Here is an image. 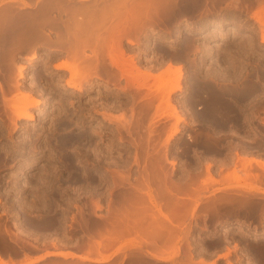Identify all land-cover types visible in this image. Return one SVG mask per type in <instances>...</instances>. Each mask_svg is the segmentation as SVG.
<instances>
[{
  "label": "rangeland",
  "instance_id": "rangeland-1",
  "mask_svg": "<svg viewBox=\"0 0 264 264\" xmlns=\"http://www.w3.org/2000/svg\"><path fill=\"white\" fill-rule=\"evenodd\" d=\"M24 1L37 9L48 0H6L1 8L15 4L24 12L29 8L23 7ZM181 4L184 10H175ZM259 7V0H176L150 22L162 23L170 33L169 39H156L152 33L147 51L143 50L145 40L132 47L124 40L128 58L133 56L142 69L153 74L160 73L170 62L186 66L181 88L171 95V102L183 114L178 123L166 102L154 96L155 76L148 79L150 91L130 85L126 77L118 80L114 72L119 70L115 67L109 70L102 66L100 77L84 81L81 88L69 87L70 72L58 67L69 59L66 51H50V43L37 41H25L19 49H12L3 39L0 83H4L7 95H1L0 90V230L4 231L0 241L6 249L12 248L6 250L0 245V255L10 260L7 264L22 255H36L31 258L34 260L44 255L32 264H173L178 259L184 264L190 243L193 246L189 251L196 264L201 260L205 264H252L247 254L256 264H264V170L256 161H251L252 165L247 162L245 168L241 164L247 157L264 161V26L254 17ZM217 21L236 24L238 30H227L219 38V28H183L182 37L175 36L176 23L184 26ZM186 38L192 40L188 49L192 53L181 55ZM203 40L206 50L195 51L196 44ZM87 53L91 51L87 49ZM20 65L25 67L24 77L19 75ZM199 71L201 75L219 76L216 83L222 88L250 91L236 103L241 109L237 121L218 114L217 120L226 124L214 126L202 118L209 95L203 92L201 98L192 100L190 81ZM23 90L37 102L29 103L26 109V104H15V108L6 105L10 97L15 103L14 97ZM233 97L228 100L233 102ZM159 103L163 104L157 109ZM23 109L32 117H19ZM176 126L178 130L174 131ZM156 159L167 173V185L200 190L198 206L187 216L185 227L175 232L179 236L174 244L177 250L153 251V257L145 253L150 247L145 242V246L138 243L141 239L134 233L126 232L111 243L100 234L113 215L110 211L124 212L130 201L148 206L146 222L152 220V211L162 217L154 202L159 208L160 203L176 195L158 180L151 182L150 189L144 184L145 166ZM235 169L241 176L246 175V170L258 174V179L250 176V180H231L228 176ZM186 229L189 233L184 238L189 240L182 239ZM90 240L104 243L89 247ZM12 251L19 253L8 256L7 252ZM54 251L73 252L88 259L48 253ZM183 251L188 253L184 255Z\"/></svg>",
  "mask_w": 264,
  "mask_h": 264
},
{
  "label": "bare ground",
  "instance_id": "bare-ground-1",
  "mask_svg": "<svg viewBox=\"0 0 264 264\" xmlns=\"http://www.w3.org/2000/svg\"><path fill=\"white\" fill-rule=\"evenodd\" d=\"M175 1L176 0H163V1L162 0L161 1L146 0V1H142V2H137L135 0H116L115 3L110 8L100 10L99 18L97 19L96 10L89 11L87 9H80V8H74V7H67V8L64 7L63 8V6H61V4H62L61 0H48L44 4H42L39 11L33 17H30L29 21L31 23H16V21L22 19V17L20 19L16 18L12 11H5L0 16V26H1V28L3 27V29H2L3 34L2 35H3L4 42H6V44L10 45L12 49L14 47H16V48L18 47V49H19L20 47H22V45L24 44L25 41H28V42L35 41L34 43H36V41H37V43H40V42L41 43L42 42L50 43L49 44L50 46L48 45L50 47L49 48L50 51H56L58 48L66 51L67 52L66 54H68L67 58H69V59L68 60L64 59L65 61L63 63H61L60 65H58V67H62V68L66 69L67 71L70 72L71 78L67 81L68 82L67 85L69 87L81 88L82 87L81 84L84 81L92 82L93 77H95V76L100 77L101 74L99 73V71H100L102 66L106 67L109 70H111L113 67H115L117 70H119V72H114V76L118 80H120L123 77L125 79V77H126L125 80L130 85L132 84V85H137L139 87H142V86L147 87L149 90L152 89V88H150L152 86H150L148 79L151 78L152 76L153 77L155 76V78L157 79V85L155 84L157 92H154V94H155L154 96L156 99L159 98L161 101H164V103L166 102V108L171 110L170 115L175 116L177 123H178V122L183 120V114H182V112L180 114L179 112L181 110L178 111L179 109L176 108L177 106H175L173 104V102H171V100L173 99V98H171V95L176 89L181 88L180 79L182 77V74L184 73V72H182L183 67H184V66H182L183 63L181 62L182 65L177 64V63H176L177 65H174V62L172 61L173 64L171 62L168 63L167 68L161 70L160 73L153 74L150 72V70L149 71L145 70L146 68L144 69V67L142 69L139 66V64L136 63L135 58H133V56L132 57L130 56L131 58H128L127 52H126V47L124 46V40H126L127 43H130L131 47L134 44H137L138 42H140V41L142 42L145 40L143 50L147 51L149 48L148 42H150V39L153 36L152 33L156 35V36H154V37H156V39L161 38L162 41H164V40L166 41V39H169L170 33L165 31V28H162V26H161L162 23H150V22H152L153 20H156L155 18L158 17V13H161L160 12L161 7H166L170 2L174 3ZM259 3H260V7L255 12L254 17L257 19V21H259V23H261L264 26V0H259ZM30 5H31V3H29V2H26V1L23 2V7H29ZM55 8L59 9L61 13L65 12V14L68 15V20L64 21L62 23L58 22V21H54L51 18L50 13ZM108 20H113L112 21L113 23H107ZM47 21H53V23H46ZM98 21L100 23H95ZM164 24H169V23H164ZM235 25L221 23L220 21H217L215 23H202L200 25H196L194 23H184V26H182V23H176L177 28H176L175 36L177 38H181L183 35L182 34L183 28H185L189 31H191V30H193V31L202 30L203 31L205 29L206 30L209 29L211 31V30L219 28L221 31V35L219 36V38H222L225 31H227V30H238V26H235ZM262 37L264 39V32L262 33ZM191 41L192 40L190 38L185 39L184 45L181 48V51L179 52V54L187 55V54L192 53V52L188 51V49L191 47V43H190ZM139 44H141V43H139ZM35 46H33L34 49H35ZM87 49H89L91 51V53H87ZM35 50H37V49H35ZM35 50L33 52V57L35 56V53H36ZM197 50L198 51L199 50H201V51L206 50V42L204 40L201 42H198L196 44L195 51H197ZM103 56L108 58V61L106 60L105 57H104L105 58L104 59ZM117 73H118V75H117ZM19 75H20V77L25 76V67L23 65L19 66ZM208 75H206V74L201 75L200 71H199L198 75H196V76L194 75L195 77L192 76V78L190 77L191 78L190 81H192V88H193L192 100L196 99V97H198V96L201 98V96H202L201 94L203 92H205V93H207V95H209V96L205 95L209 99L207 98L208 99L207 100V110L205 111L204 114H202L203 115L202 118L214 126L216 124L222 125L224 123V120H222V119L220 121L217 120L218 114L222 115V116L223 115L227 116L226 118L233 117V119H235L237 121L239 119L241 109H239V107L236 103L239 104V102H241V100L244 99V97L248 96L247 94H249L250 91L248 90V92H247V90H244V89H243L244 91H242L241 89L235 90L233 88H228V87L222 88V86H218V84L216 83V80L219 78V76H217L215 74L214 75L211 74L210 76H208ZM34 77H36V75ZM32 80L34 81V79H32ZM36 81H37V79H36ZM83 84H85V83H83ZM3 86H4V83H3V85H2V83H0V90L3 93V94L1 93V95L5 96L7 91L5 93ZM150 91H152V90H150ZM233 96L235 97L233 102L228 100L229 98H231ZM3 98H4L3 100H6V97H3ZM10 98L13 100L12 97H10ZM10 98H9L10 101L8 100L9 102L8 101L7 102L4 101V102H6L7 106H8V103L10 106L13 105L12 108L14 107L15 104H22V105L26 104V106L23 105V107H25V109H26V107H27V105H29V103H31V102L36 103L37 102L34 100L32 101L30 99L31 98L30 93H28V91L25 92V90L21 91L20 96L14 97V99L16 98L15 103H11L12 100ZM192 100H190V103L195 102ZM18 101H20V102L23 101L24 103H20ZM161 101H159V102H161ZM205 102H206V98H205ZM159 104L161 106H158L157 109H159V107H162L163 103H159ZM23 110L18 115L19 117H25V118H31L32 117V114L29 111H27V110L23 111ZM219 115H218V119L220 118ZM223 118H225V117H223ZM226 120H228V119H226ZM224 124H226V123H224ZM213 128H215V127H213ZM176 130H178L177 126L174 129V131H176ZM241 160L244 161V158L243 159L241 158ZM251 161H253V162L256 161L257 162L256 164H258V166L264 170V161L259 160V159L254 158V157L250 158V159L247 157V159L244 162H242L241 164L245 168L247 162H249L250 165L253 164V163L251 164ZM208 164H210V163H208ZM147 165L145 166V170H144V174H143V182L146 185L147 189L151 188V182L153 180H158L160 182V184L163 183L166 185V188L169 192L174 191L176 197L168 199V201H166V203H162V204L160 203L159 208L157 207V205H158V204H156L157 202L156 203L154 202V205L156 207L151 206L152 209H154V208L157 209L159 214L162 217L161 218L157 217L155 215V211H152V213H151L152 214V220H150L148 222H146V210H145L148 208V206L145 205L144 203H142L141 201H130V202L126 203L124 212H116L114 209H112L110 211V213L112 212L113 215L110 216V218L107 221L105 232L101 233L100 235L103 239L105 238V240L108 241V243H111L126 232L127 233H134L137 235L136 237L141 239L140 242H138V243L143 244V242H145L146 246L150 247V249H145V253L152 255L153 257H156V255L154 254L153 251L162 250L164 248L177 250L176 246L174 247V244L178 241V238H179V236L176 235V233L178 232V228H181V230H182L185 227L184 225L186 224L187 216L189 214L192 215L195 208L198 206L199 203H198V199L196 197H197L200 189L194 188V187L193 188L192 187L191 188H185V187H182L180 185H173V184L167 185V182H166L167 173L163 172L159 160L156 159L155 161H150L149 165H148L149 167H147ZM209 168H211L210 165L207 166L208 171H209ZM232 171L233 172L228 177H229V179L234 180V181L240 182V180H242V179L245 180L246 178H247V180H250V178L248 179V177H250V176L258 179V174L251 173V172L249 173V171L247 172V170L245 171L246 175L245 176L243 175L244 177L241 176V174H238L236 169L232 170ZM208 174H210V173H208ZM228 177L226 179H228ZM209 179L214 180L213 176H210ZM226 179H224L222 181L226 182ZM204 182H206V178H204ZM208 183H210V182H208ZM18 187L19 186L17 185V188ZM18 197H19V195H18ZM149 197H151V199L154 198L152 193L149 194ZM18 200H20V199H18ZM18 200H16V201H18ZM154 200H155V198H154ZM17 206H19V205H17ZM21 206L23 208V205H21ZM18 208H16V209H18ZM23 210L25 211V209H23ZM17 217H18V215H17ZM17 217H15V218H17ZM23 217L26 220V216H24V214H23ZM27 219H29V218L27 217ZM31 219L32 218L30 217V220ZM23 220L24 219H22V223H23ZM30 220H27V222ZM31 221L34 222L33 220H31ZM45 222H46V220H45ZM48 222H50V221H48ZM241 222H243V221H241ZM241 222H239V223H241ZM19 223L20 222H18L17 224H19ZM30 223L28 224L29 226H30ZM35 223H36V221H35ZM42 223L47 224L44 222H42ZM24 224H25V222H24ZM18 227H19V225H18ZM181 230H179V231H181ZM1 231H2V229L0 230V232ZM18 231H20V230H17V233H20ZM2 232H4V231H2ZM2 232L0 235L3 234ZM21 232H22V230H21ZM24 232H23V234H24ZM182 233L183 232H181V236H180L181 238H182ZM187 233H189L188 229H186V234L184 233L185 235H183L182 239L186 238V237L184 238V236H188ZM26 234H27V231H26L25 235ZM19 235H21V233ZM34 238H35V236H34ZM3 239H4V237H3ZM0 240H1V237H0ZM9 240H10V238H9ZM185 240H184V242H185ZM187 240H189V239H187ZM3 241H4V243L6 242V240H3ZM92 241L93 242H91V240L89 241V244H88L89 247L100 246L101 244L104 243V241H97L95 244V241L94 240H92ZM180 241H181V239H180ZM181 243H183V242L181 241ZM6 244H7V242H6ZM14 244H15V242H14ZM0 245H1V241H0ZM189 246L192 247L193 245L191 243L188 245L187 251L190 253L188 255L187 254L188 252H185L187 255H186V258H183L185 260L184 264H194V263L196 264V262H194L192 259V258H194V257H192L193 254H191L193 252L189 251ZM1 247H3V245H1ZM10 247L12 248V246H10ZM10 247L8 246L9 249H10ZM4 249H6V247ZM228 250H230V248H228ZM178 251H179V249H178ZM48 253H50L51 255H60V256H63L64 258L78 257V258L83 259V260L88 259V257H86V256L75 255L73 252H61V251L55 252L54 251V252H48ZM183 253H184V251H183ZM185 253H184V255H185ZM24 254L26 255V253H24ZM141 254H143V253H140V255ZM227 254H228V252H227ZM247 255H248V257H247L248 260L250 262H252V264H256L253 261V259H251L249 254H247ZM1 256H3V255H0V264H7V262L10 261V260L7 261V260L3 259ZM39 256H38L39 258H42L44 255H42V257H41V255H39ZM177 256H179V255L177 254ZM181 256H183V255H181ZM37 258H36V260H34L35 258L30 259L25 264H32L35 261H37ZM39 258H38V260H40ZM166 258L167 257H161V259H166ZM103 259H104V261L107 260L106 258H103ZM179 260L180 259H178V261ZM178 261H177V263H173V264H181V262L178 263ZM12 262L14 263V261H11V263ZM59 264H70V263L62 262ZM199 264H205V263L201 260V262H199ZM228 264H232V263L229 262Z\"/></svg>",
  "mask_w": 264,
  "mask_h": 264
},
{
  "label": "flooded vegetation",
  "instance_id": "flooded-vegetation-1",
  "mask_svg": "<svg viewBox=\"0 0 264 264\" xmlns=\"http://www.w3.org/2000/svg\"><path fill=\"white\" fill-rule=\"evenodd\" d=\"M1 1V0H0ZM38 0H35L37 2ZM116 0H61L62 4L61 6L64 7H74V8H80V9H87L89 11L96 10L97 13V19L99 18V12L102 9H107L110 8ZM4 5L0 6V16L5 12V11H12L13 14L15 15L16 18H21L20 20H17L16 23H31L29 21L30 17H33L40 9V7L36 8V5L32 7V3L29 6L28 10L24 12H20V8L18 5H8L5 8H1ZM184 4H181L179 7H176L175 10L182 11L184 10ZM164 7H161L160 10H163ZM51 18H56L54 21L58 22H64L68 20V15L65 14V12L61 13L59 9L55 8L53 11L50 13ZM113 20H108L107 23H112ZM46 23H53V21H47ZM95 23H100L95 22ZM1 27V26H0ZM3 31L0 28V44L3 41ZM3 51V48H1ZM3 57V52H0V58ZM12 253L13 255L18 254L19 252L17 251H12V252H7L8 256L9 254Z\"/></svg>",
  "mask_w": 264,
  "mask_h": 264
},
{
  "label": "crops",
  "instance_id": "crops-1",
  "mask_svg": "<svg viewBox=\"0 0 264 264\" xmlns=\"http://www.w3.org/2000/svg\"><path fill=\"white\" fill-rule=\"evenodd\" d=\"M4 4H6V0H1L0 1V6H2V5H4ZM33 257H36V255H34V256H31V257H25V256H21V257H19L18 259H17V261L16 262H14L13 264H25L27 261H29L31 258H33Z\"/></svg>",
  "mask_w": 264,
  "mask_h": 264
}]
</instances>
